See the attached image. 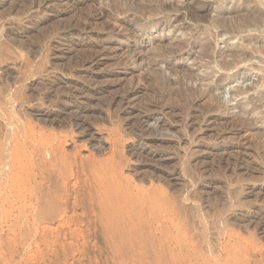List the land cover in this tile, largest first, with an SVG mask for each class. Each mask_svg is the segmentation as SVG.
<instances>
[{"label":"rangeland","instance_id":"rangeland-1","mask_svg":"<svg viewBox=\"0 0 264 264\" xmlns=\"http://www.w3.org/2000/svg\"><path fill=\"white\" fill-rule=\"evenodd\" d=\"M45 1L0 0V264H264V0Z\"/></svg>","mask_w":264,"mask_h":264},{"label":"bare ground","instance_id":"bare-ground-1","mask_svg":"<svg viewBox=\"0 0 264 264\" xmlns=\"http://www.w3.org/2000/svg\"><path fill=\"white\" fill-rule=\"evenodd\" d=\"M193 1H199V0H193ZM192 1V2H193ZM201 1V0H200ZM199 1V2H200ZM39 3H45L46 1L45 0H38ZM102 14V12L100 13H93V14H90V15H87L84 20L82 21V25L83 26H86L88 25L92 20H95L96 18L100 17ZM123 23H126L123 20L119 19L117 20V24L118 25H122ZM85 28V27H84ZM121 40L125 41L127 40V38H133L135 41H139V37L136 36L135 34H132V33H126V34H118L117 35ZM104 46V43H101L97 49L98 50H101V47ZM101 55V54H90L88 55L86 58L83 59V64H85L84 66H87V67H90V66H95V65H98L99 64V58L98 56ZM135 56L132 55L131 58H134ZM167 68L168 70L172 73V74H178L180 73L182 70H184V66L183 65H167ZM162 70V69H161ZM153 72L154 74L158 77L160 75V70L156 69L155 67L153 68ZM180 79H175V80H172V79H168L169 82L171 83H174V82H184V79L182 77H179ZM226 79L223 78V77H219L216 81L214 82H211L210 83V87L207 89V96H211V95H216V92H219L220 90L224 89L225 85H224V81ZM200 88L199 87H193V88H185V87H181V89H179V94H184V95H192L196 92H198ZM140 89L137 88L136 86H130L129 88H127L126 90H123V92L121 94H119V96L115 99V102L119 103L120 104V108H123L124 110L127 109V107L125 106L128 101H130L131 98H133L135 95H137L139 93ZM191 105H193L192 103H190ZM216 106L218 108H221V103L220 101L216 104ZM94 112V111H93ZM81 119V118H80ZM144 121V120H143ZM142 121V122H143ZM81 122V121H78V123ZM83 124V122H81ZM84 125V124H83ZM50 141V140H48ZM47 143V142H46ZM44 145V144H43ZM231 162V161H230ZM63 163L65 165H67V160H63ZM71 163V162H70ZM69 164V163H68ZM231 164V163H230ZM61 165V164H60ZM228 165H229V161H228ZM74 167V166H73ZM159 194H162L161 192ZM152 195V194H150ZM161 196V197H160ZM159 197H157V200L160 201L158 202L157 204H159L160 206L164 207L165 208V211H164V215L163 216H170V215H174V219L176 220L175 218V215H176V201L174 198L169 197L166 195V193L164 192L162 195H160ZM151 197V196H150ZM153 197H151V201L153 200L152 199ZM155 198H156V195H155ZM160 198V199H159ZM150 200V199H149ZM147 200V201H149ZM146 202V201H145ZM154 203V202H153ZM155 204V203H154ZM156 204V206H157ZM153 206V204H152ZM159 206V207H160ZM158 207V206H157ZM176 227H178V225H176ZM180 228V227H179ZM182 239L183 242H185V244H187L186 246L189 248V251H193V252H197V249H196V246L194 245H189L188 244V240L185 239V237H180Z\"/></svg>","mask_w":264,"mask_h":264}]
</instances>
